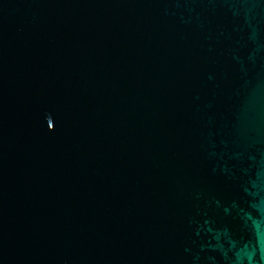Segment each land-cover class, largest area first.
I'll return each instance as SVG.
<instances>
[{"label":"water","instance_id":"95a60500","mask_svg":"<svg viewBox=\"0 0 264 264\" xmlns=\"http://www.w3.org/2000/svg\"><path fill=\"white\" fill-rule=\"evenodd\" d=\"M0 264H264V0H0Z\"/></svg>","mask_w":264,"mask_h":264}]
</instances>
